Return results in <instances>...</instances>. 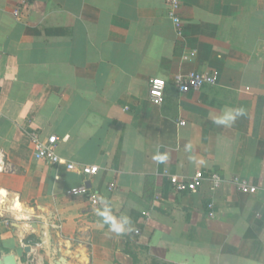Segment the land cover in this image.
Masks as SVG:
<instances>
[{
	"label": "crops",
	"instance_id": "crops-1",
	"mask_svg": "<svg viewBox=\"0 0 264 264\" xmlns=\"http://www.w3.org/2000/svg\"><path fill=\"white\" fill-rule=\"evenodd\" d=\"M179 13L181 32L166 0H0V258L264 264V0H182ZM190 73L217 82L180 94L173 80ZM31 132L98 174L36 159ZM198 171L221 187L172 190ZM83 184L99 205L68 195ZM104 206L132 231L111 232Z\"/></svg>",
	"mask_w": 264,
	"mask_h": 264
},
{
	"label": "built area",
	"instance_id": "built-area-1",
	"mask_svg": "<svg viewBox=\"0 0 264 264\" xmlns=\"http://www.w3.org/2000/svg\"><path fill=\"white\" fill-rule=\"evenodd\" d=\"M23 1L25 2L27 0ZM181 2L182 0H166V4L169 9V17L179 32H181V19L179 15ZM18 12L19 11L16 10L15 14H18ZM216 82V73H190L187 75L179 74L175 76L173 85L180 94H187L191 91H198L206 85H214ZM167 85L168 82L164 79L155 78L151 80L149 88V99L151 103L154 105H162L165 102ZM29 136L34 144L36 159L45 160L55 166L66 165L69 170L78 172L83 177H85L86 180L91 179L98 174L99 168L97 166L78 167L75 164L65 162V160L61 158L56 152V148L60 142L57 136H52L47 140L41 139L37 132H31ZM61 161H63V163ZM207 181L211 183L212 190H217L222 185V179L216 173L206 175L204 172L198 171L189 180L180 179L177 176L170 177L172 190L176 193L196 194L199 192V190H201ZM239 187L244 193L254 194L257 192V188L251 187L244 182L239 183ZM89 190L90 189L85 184H83L78 188L70 190L68 195L88 196ZM88 198L93 206L99 205L100 201L96 195L88 196Z\"/></svg>",
	"mask_w": 264,
	"mask_h": 264
},
{
	"label": "clouds",
	"instance_id": "clouds-1",
	"mask_svg": "<svg viewBox=\"0 0 264 264\" xmlns=\"http://www.w3.org/2000/svg\"><path fill=\"white\" fill-rule=\"evenodd\" d=\"M243 114V109H229L226 110L224 117L218 118L214 121V123L218 125H229L235 122L237 117L242 116ZM154 159L159 162H164L166 161L167 157L164 155H157L154 157ZM61 162L63 163V161ZM101 203L103 204L104 201H101ZM95 211L97 212V215L102 218L103 223L109 226V230L111 232L119 235L132 231L130 218L127 216H121L117 218L112 214L110 206H104L102 210L97 209Z\"/></svg>",
	"mask_w": 264,
	"mask_h": 264
},
{
	"label": "water",
	"instance_id": "water-1",
	"mask_svg": "<svg viewBox=\"0 0 264 264\" xmlns=\"http://www.w3.org/2000/svg\"><path fill=\"white\" fill-rule=\"evenodd\" d=\"M88 188L90 187V184L87 185ZM26 251H29L28 248ZM0 264H18L17 257L14 254H7L0 258Z\"/></svg>",
	"mask_w": 264,
	"mask_h": 264
},
{
	"label": "bare ground",
	"instance_id": "bare-ground-1",
	"mask_svg": "<svg viewBox=\"0 0 264 264\" xmlns=\"http://www.w3.org/2000/svg\"><path fill=\"white\" fill-rule=\"evenodd\" d=\"M2 195H3V194H2ZM19 206H20V205H19ZM17 209H18V208H17ZM18 210H19V209H18ZM23 213H24V212H23ZM23 213H22V214H23Z\"/></svg>",
	"mask_w": 264,
	"mask_h": 264
}]
</instances>
